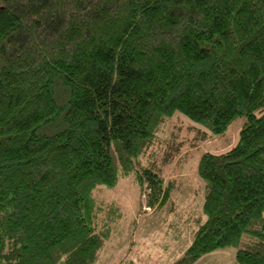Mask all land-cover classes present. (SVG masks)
<instances>
[{
	"label": "trees",
	"instance_id": "1",
	"mask_svg": "<svg viewBox=\"0 0 264 264\" xmlns=\"http://www.w3.org/2000/svg\"><path fill=\"white\" fill-rule=\"evenodd\" d=\"M238 116L170 264H264V0H0V264H94L121 218L105 192L132 174L152 214L172 205L156 163Z\"/></svg>",
	"mask_w": 264,
	"mask_h": 264
},
{
	"label": "rangeland",
	"instance_id": "2",
	"mask_svg": "<svg viewBox=\"0 0 264 264\" xmlns=\"http://www.w3.org/2000/svg\"><path fill=\"white\" fill-rule=\"evenodd\" d=\"M183 120L180 130L187 131L188 135L180 138H192V131L184 128L190 123ZM244 122L245 118L238 116L223 134L212 135L196 146L190 145L192 141L186 143L174 161L156 163L163 178L167 181L175 180L179 185L178 193L172 198V205L169 203L161 211L152 214L144 207L143 198L138 199L132 174L121 178L115 190L105 192L102 200L106 203L115 202L121 218L111 222L112 226L108 231L101 232L100 227L96 229L97 233L102 234L103 242L94 264H170L178 259L189 246L192 237L187 225L180 226L176 219L181 216H196L201 210L199 191L202 186L196 175L199 157L203 152L221 153L230 149L236 143L237 133ZM139 203L142 214L138 213ZM167 229L170 232L165 234ZM174 229L175 232L180 229L181 243L170 249L168 245L174 243ZM233 256L234 250L226 248L205 256L197 264H234Z\"/></svg>",
	"mask_w": 264,
	"mask_h": 264
}]
</instances>
